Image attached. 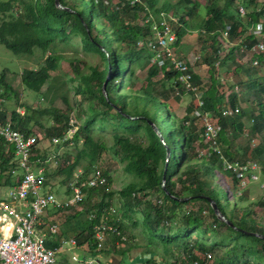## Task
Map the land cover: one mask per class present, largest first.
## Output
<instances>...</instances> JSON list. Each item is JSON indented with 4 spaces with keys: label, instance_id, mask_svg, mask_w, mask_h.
Returning a JSON list of instances; mask_svg holds the SVG:
<instances>
[{
    "label": "trees",
    "instance_id": "16d2710c",
    "mask_svg": "<svg viewBox=\"0 0 264 264\" xmlns=\"http://www.w3.org/2000/svg\"><path fill=\"white\" fill-rule=\"evenodd\" d=\"M58 1L62 8L55 0H0V43L14 54L24 55L32 54L35 48L47 51L58 43L68 45L73 38H79L86 51L99 54L103 69L92 68L89 74H81L80 82L73 87L86 104V112L79 123H71L73 107L66 96L60 97L63 107L54 106V98L49 106L40 109L23 105L13 95V87L6 82L3 72L0 75V122L8 121L13 129L30 135L34 124L43 127L39 117L47 116L45 134L50 141L52 137H61V141L53 144L62 151L54 154L52 172L44 171L46 184L50 176L60 177L67 184L76 169H81L78 184L83 187L85 199L102 193L101 201L91 205L93 211L76 241L81 244L83 240L79 238L84 232L89 240L95 226L105 221L119 231V235H108L123 242L125 222L129 221L131 228L138 229L136 236L143 246L162 247L165 253L172 248L177 250L170 264H193L194 260H204L205 253L212 255L214 251L217 254L212 255V264H247V257L264 256V209L257 210L258 206L264 208V201H248L247 186L239 188V179L223 169L220 154L207 146L203 138L204 128L195 125V117H189L193 113L192 106L186 107L182 117L170 106L180 100L185 91H194L177 82L176 70L169 61L159 63L156 42L145 22L150 16L152 21L170 14L178 25L173 45H178L186 34L197 31L199 59L191 63L193 55L185 58L191 85L203 90L199 97L201 105L197 108L216 117L219 135L227 148L221 149V153L228 160L245 161L247 155L254 160L262 157L264 167V50L254 55L256 65L252 63V55L243 63L236 61L242 58L241 42L249 48L258 41L264 44V31L258 37L251 32L259 22L264 28V3L257 7L254 0H223L222 3L204 0L202 13L199 0H140L133 5L123 0L116 3L111 0ZM105 1L108 2L105 4ZM240 6L244 14L239 12ZM225 41L227 48L221 57L219 53ZM216 62L227 76L235 75L238 87L247 89L242 101L233 90L234 83L225 90L227 81L220 79ZM196 65L200 67L197 69ZM109 66L110 76L103 89ZM56 68L57 57L48 55L38 68L22 70L21 83L26 89L39 93L49 81L50 71ZM157 76L160 78L156 79ZM12 98L15 104L8 107L5 101ZM242 103L246 105L238 112L222 115L223 108L234 110ZM19 106L25 107L23 113L17 110ZM244 117L251 121L248 130L244 129ZM71 127L75 128L71 137L63 139ZM141 127L146 131V144L133 137L135 130ZM161 137L174 146L167 148ZM244 137H247L244 147L237 154L238 144L234 146V140ZM254 137L259 141L252 145ZM200 146L207 151L202 157L198 155ZM110 154L131 176V181L119 191L108 189L110 177L106 161L111 158ZM48 157L36 143L31 147L29 160L33 169L44 168ZM17 159L13 145L1 138L0 185L9 186L16 181L13 171L18 169ZM102 159H105V169H98L96 165ZM96 170L106 177L107 183L87 188L83 183ZM222 174L228 177L225 194L220 182ZM114 193L119 197L116 210L108 200ZM183 197L190 198L176 199ZM213 206L230 224L218 219ZM111 208V215L116 216L109 220ZM209 230L213 234L211 242L205 237ZM244 231L262 236H251L247 241ZM91 247L96 248L94 240ZM225 249L229 252L219 254ZM115 252L121 256L126 254L125 250ZM240 253L246 258L234 260ZM154 256L149 249L140 252L134 261L154 263ZM119 264L125 263L120 261Z\"/></svg>",
    "mask_w": 264,
    "mask_h": 264
},
{
    "label": "rangeland",
    "instance_id": "374dc122",
    "mask_svg": "<svg viewBox=\"0 0 264 264\" xmlns=\"http://www.w3.org/2000/svg\"><path fill=\"white\" fill-rule=\"evenodd\" d=\"M108 1H105L106 4ZM113 3H116L117 0H112ZM200 4L202 5V13L204 12L203 3L204 0H199ZM223 0H218V3H222ZM209 20H206L208 22ZM173 23H176L173 21ZM177 24V23H176ZM197 31H192L190 34H186L182 38L179 39V44L174 45V48L178 53H181L185 56H191L199 53V44L196 41ZM223 41L225 39V36L222 35ZM143 39V38H142ZM223 49L222 53L219 54L221 57L224 55L225 48H227V42H222ZM180 46V49L178 47ZM181 51V52H180ZM241 59L238 62H245L248 56L251 55L250 52H247L246 50H241ZM248 53V54H247ZM48 55H55L57 57V68L54 71H50V79L46 82V84L42 87L41 91L39 93H36L32 90L26 89L20 80V75L23 69H36L38 68L43 62L46 56ZM246 57H245V56ZM167 59V58H166ZM154 61V58L152 59ZM167 61V60H166ZM74 65H76L74 67ZM254 65V64H253ZM104 63L101 59V56L97 53L86 51L82 45L80 44L79 38H73L68 45H64L62 43H58L55 47L49 48L47 51H43L39 48H35L34 52L32 54H22L17 55L14 54L11 50L6 48L2 43H0V75L1 73L5 72V80L6 82L13 87V95L16 96V99L19 101V103L27 106H31L36 109L47 107L51 104L50 100L52 98L55 99L54 106L56 107H63V104L60 101L61 96H66L68 103L73 107L70 113V122L73 123H79L81 121L82 114L86 112V104L80 100V96L76 93L75 89L73 88L74 85L80 81H78V78H80L81 74L87 75L91 72L92 68L97 69L98 71L103 69ZM200 66L196 65V68L198 69ZM218 75L223 81H227V88L225 90H228V85L234 83L233 90L235 92H238L239 98L241 101L245 97V89L244 86L238 87L235 83V75L227 76L226 72H224L221 68L217 67ZM264 70V69H263ZM202 71V70H201ZM160 76H157L156 79H159ZM72 79H75L74 81H71ZM232 79V80H231ZM251 80H253V77H250ZM221 80V81H222ZM233 81V82H232ZM143 85V82H141ZM223 89V90H224ZM253 87L251 86L252 91ZM201 90V88H200ZM150 91V90H149ZM203 91V90H202ZM202 91H199V88H197L196 92L191 91H185L181 94V99L172 102L170 106L172 108H175L177 115L179 117H182L183 114L186 112V107L188 105L192 106L193 113L189 115V117L194 119V123L197 127H203V117L198 116V112H202L199 108V97L200 93ZM2 98L0 97V100ZM6 105L8 107L13 106V103L15 104V99H6L5 101ZM246 105L245 103H242L238 106V109ZM17 110L20 113H23L25 111V107L19 106ZM31 112V111H30ZM37 114H34L36 116ZM216 120L215 116H212L211 120ZM48 118L47 116L39 117V121L42 123L43 127H41L39 124H34L32 128V134L37 136V142L36 146L37 148L41 149L46 155H48V159L46 160V165L44 167V171L48 174L52 172L54 169V154L59 153L62 151V148L54 146V144L50 141V139L45 134V128L48 125L47 122ZM244 122V129L248 130L249 126L251 124L250 119L248 120V117L243 118ZM215 123V121H214ZM217 123V122H216ZM74 127H71L69 129H72ZM75 129V128H74ZM136 132L133 133V137H135L141 144H146L148 141V138L146 136V131L144 128H137L135 130ZM68 136H71V133L68 134ZM230 137L229 135H226L225 138ZM246 138L237 141L234 140V146H237L235 152L239 154L240 148L244 147V144L246 142ZM216 139V145L220 151H225L226 145L224 144V141L222 140L221 136L217 134V136L214 138ZM229 139V138H228ZM218 140V142H217ZM259 141L258 137H254L251 140V144L255 145ZM163 142V141H162ZM167 148L170 146H174L173 144H170L169 142L166 143ZM219 143V144H218ZM207 146L211 147V145L206 143ZM222 149V150H221ZM207 151L202 146L198 149V155L200 157L204 156ZM110 159L106 161L109 163L108 167V174L110 177V183L108 186L109 190L112 191H119L125 184H127L129 181H131V176L127 173H125L122 169V163L119 162L116 158H114L110 154ZM226 159L227 157L224 156ZM105 159H102L99 164L96 165L98 169H105V164L103 163ZM246 160H254L253 157L250 155H247ZM245 160V161H246ZM255 161L259 164V172H258V180L255 182H250L247 185L248 188V201H264V167L262 163V157L256 159ZM245 164V163H243ZM77 170V169H76ZM19 173L20 170L17 169ZM221 178V187L223 190V194H225L227 187H228V177L226 174H222ZM53 176H50L48 178L47 184H45V189H50L60 197L61 199H65L68 197L67 192V184L66 182H62L60 177L51 178ZM169 177L172 179L173 175L172 172H169ZM216 177V174H215ZM246 175L244 174V179ZM227 179V180H226ZM238 185V184H237ZM4 190L2 189V193ZM84 202L80 204L70 205L69 207H66L62 210H56L55 213H60V215L55 220L58 224L59 228V236L61 237H75L77 239V236L80 231L84 229L85 220L87 221L88 215L92 209H90L91 205L96 202H100L103 198L102 193H95L91 196H89L88 199H85L84 195ZM110 204L116 209L119 205V197L117 193H114L113 196H111L110 199H108ZM247 201L244 202V204ZM194 206V205H191ZM190 207V205L188 206ZM197 208V205H196ZM262 207L258 206L257 210L261 211ZM109 220L114 218L116 215H111V212L109 213ZM114 216V217H112ZM129 221L125 222V227L123 231V237L122 241L114 240V238L110 235H107V240L105 241V245L103 244L101 249L93 248L91 247V243L93 240V234L88 240V234L82 233V238H79L80 240H83L81 244L77 242V248L73 250H65L64 252L57 253L55 256V263L54 264H79L75 262L72 258V253L78 255L80 258L78 261H83L82 255L84 256H91L92 259L90 264H119L120 261H123L125 264H139L135 263L134 258L139 256V253H144L145 251L151 250V252L155 253L154 256V263H144V264H170L176 257V249L172 248L171 252L165 253L162 247H145L141 244L139 238L136 236L138 233V229L131 228V225L128 224ZM127 225V228H126ZM246 234L247 241H250L251 236H255V232L252 231H244ZM101 235V234H99ZM212 231L209 230L205 234V237L207 238L208 242H211L213 240L210 239L212 237ZM84 236V237H83ZM87 239V240H86ZM78 241V240H77ZM113 244V246H112ZM129 246L131 248H129ZM224 248V247H222ZM96 249V250H95ZM116 251H122L125 250L126 254L121 256ZM95 250V251H94ZM226 250H222V253L219 254L224 255L226 253ZM229 252V250H227ZM214 251L212 252V255L215 256ZM261 259H260V258ZM258 258H246L245 256L238 254L234 258L236 261H242L245 259V261H249L247 264H264V256H259ZM255 260V261H253Z\"/></svg>",
    "mask_w": 264,
    "mask_h": 264
},
{
    "label": "built area",
    "instance_id": "2783aa9c",
    "mask_svg": "<svg viewBox=\"0 0 264 264\" xmlns=\"http://www.w3.org/2000/svg\"><path fill=\"white\" fill-rule=\"evenodd\" d=\"M133 5L140 0H123ZM241 14L245 13L243 6L239 7ZM174 18L170 14H166L151 21L145 20L150 27V35L154 37L157 49V58L163 61H169L172 68L176 70V80L183 84L187 89L197 91V87L191 85V74L187 72L188 64L186 61L179 58L178 54L172 50V45L176 38V28L178 27ZM264 28L262 22L257 23L252 29V34L257 37L263 33ZM223 36L226 37V30L223 31ZM156 38V39H155ZM143 39H139L137 43H141ZM241 42V41H239ZM241 50L250 52L253 56L252 63L257 64L254 54H258L264 50L262 41H258L250 48L245 44L240 43ZM167 58V59H166ZM199 59V54L193 55L190 62ZM216 66L219 63L216 62ZM201 105V102H199ZM238 107L234 110L229 108L222 109V115H230L233 112H238ZM198 116L203 117V138L209 143L213 150L220 154V159L223 163V169L235 175L238 181V187H246L248 183L258 180L259 164L255 160L237 161L228 160L224 157L216 145L214 139L220 131V125L216 120H211V112H198ZM215 121V123H214ZM74 128L69 129L63 139L70 138L69 133L74 132ZM11 143L18 155L17 165L20 170L19 180L7 189V198L18 202L19 206L11 205L5 201H0V221L6 223L5 226L10 232L5 236L0 237V264H54L55 256L63 249H72L77 245L74 237H64L54 247L48 246L50 236L57 233V225L55 223L46 224L41 217L45 215L46 209H64L70 205L80 204L83 200V187L78 184V177L82 174L81 169H77L73 178L67 183L68 197L59 199L53 191L45 189L46 177L44 168L33 169L30 163L31 147L37 142V136L34 134L25 135L24 133L13 129L10 122H0V139ZM61 137H52L51 142L56 144L61 141ZM245 163V164H243ZM244 174L246 175L244 179ZM107 183L106 177L98 170L93 171L83 183L87 188H95L103 186ZM17 207V208H15ZM113 212L111 208L109 213ZM93 240L96 248L102 247L107 240V235L114 233L119 235L116 227L102 222L94 228ZM101 234V235H99ZM73 260L79 264H90L92 257L84 256L83 261H78L80 258L73 256ZM200 261L212 264L213 257L211 253H205L204 260H194L193 264H202Z\"/></svg>",
    "mask_w": 264,
    "mask_h": 264
},
{
    "label": "crops",
    "instance_id": "0c3cea01",
    "mask_svg": "<svg viewBox=\"0 0 264 264\" xmlns=\"http://www.w3.org/2000/svg\"><path fill=\"white\" fill-rule=\"evenodd\" d=\"M254 2H255V6H257V7H260V5L262 4V3H264V0H254ZM252 8V7H251ZM178 49L179 50H181L180 49V46L178 47ZM172 50L175 52V53H177L180 57L181 56H183V57H181L182 59H184V60H186L185 58H186V56L185 55H183V54H179L178 53V51H176L175 50V48H174V45H173V48H172ZM181 52V51H180ZM13 176H15L16 177V181L13 183V184H15L18 180H19V177H20V173H19V171H13ZM14 181V180H13ZM13 184H11V185H9V186H3V185H0V201H5V202H7V203H11V205H14V206H19V203L18 202H15V201H12V200H10V199H8L7 198V189L10 187V186H12ZM2 189L4 190V192L2 193ZM47 190V189H46ZM57 196V195H56ZM58 197V196H57ZM59 199H61L60 197H58ZM17 207H15V208H17ZM56 210H62V209H54V208H48V209H46V212H45V215H43L42 217H41V219H42V221L44 222V223H46V224H49V223H55L56 225H57V233L56 234H54V235H52V236H50L49 237V239H48V246H50V247H54L55 245H56V243H59L60 242V240L61 239H63L64 237H61V236H59L58 234H59V228H58V224H57V222L55 221L56 219H57V217L60 215V213L58 214V213H55V211ZM5 224L6 223H3V222H1L0 221V237L1 236H5L6 234H8V232H10L9 230H8V228L5 226ZM75 238V237H74ZM76 239V238H75ZM75 248H77V245L74 247V248H72V249H63V250H61L59 253H61V252H64L65 250H67V251H69V250H73V249H75ZM73 256H76V257H79L78 255H76V254H74V253H72V257ZM82 257H84V255H82Z\"/></svg>",
    "mask_w": 264,
    "mask_h": 264
},
{
    "label": "water",
    "instance_id": "95a60500",
    "mask_svg": "<svg viewBox=\"0 0 264 264\" xmlns=\"http://www.w3.org/2000/svg\"><path fill=\"white\" fill-rule=\"evenodd\" d=\"M55 2H56V5L58 6V7H63L60 3H59V1L58 0H55ZM109 76H110V66H109V69H108V73H107V76H106V79L104 80V82H103V85H102V88L104 89L105 88V84H106V82H107V80L109 79ZM161 140L163 141V138L161 137ZM164 142V141H163ZM167 154H168V151H167ZM165 173V172H164ZM165 182V176H164V174H163V178H162V183H164ZM190 197H183V198H176V199H179V200H183V201H185V200H187V199H189ZM214 207V210H215V213H216V215H217V217H218V219H220V220H222V221H225V222H227V223H229L228 221H227V219L225 218V216L223 215V214H221L220 213V211L217 209V208H215V206H213ZM230 224V223H229ZM255 235L256 236H262V235H260V234H258V233H255Z\"/></svg>",
    "mask_w": 264,
    "mask_h": 264
},
{
    "label": "bare ground",
    "instance_id": "6f19581e",
    "mask_svg": "<svg viewBox=\"0 0 264 264\" xmlns=\"http://www.w3.org/2000/svg\"><path fill=\"white\" fill-rule=\"evenodd\" d=\"M257 40V39H256ZM255 41V40H254ZM256 42V41H255ZM250 43H252V42H250ZM255 55V54H254Z\"/></svg>",
    "mask_w": 264,
    "mask_h": 264
},
{
    "label": "clouds",
    "instance_id": "9594fccd",
    "mask_svg": "<svg viewBox=\"0 0 264 264\" xmlns=\"http://www.w3.org/2000/svg\"><path fill=\"white\" fill-rule=\"evenodd\" d=\"M112 1V0H111ZM178 26V25H177ZM173 47V46H172Z\"/></svg>",
    "mask_w": 264,
    "mask_h": 264
}]
</instances>
